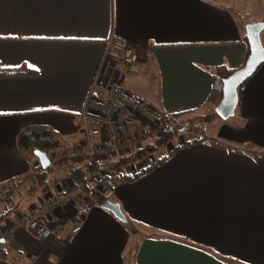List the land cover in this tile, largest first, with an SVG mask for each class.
Returning <instances> with one entry per match:
<instances>
[{
  "label": "crops",
  "instance_id": "obj_1",
  "mask_svg": "<svg viewBox=\"0 0 264 264\" xmlns=\"http://www.w3.org/2000/svg\"><path fill=\"white\" fill-rule=\"evenodd\" d=\"M233 6L0 0V264H264V62L239 86L232 118L214 121L206 140L179 135L150 167L145 157L125 173L128 179L109 187L106 199L119 204L134 233L93 198L70 241L73 204L49 213L53 234L46 239L15 226L60 184L72 183L67 163L52 166L49 177L59 180L47 189L28 191L30 166L40 163L20 153L17 133L50 128L61 148L81 139L79 114L107 40H124L138 53L121 81L130 93L164 114H201L213 107L207 101L213 72L244 63V26L261 20ZM133 133L141 142L142 133L150 136L142 119L126 137ZM179 138L185 144L173 150Z\"/></svg>",
  "mask_w": 264,
  "mask_h": 264
},
{
  "label": "built area",
  "instance_id": "obj_2",
  "mask_svg": "<svg viewBox=\"0 0 264 264\" xmlns=\"http://www.w3.org/2000/svg\"><path fill=\"white\" fill-rule=\"evenodd\" d=\"M137 59V51L124 40L115 37L107 40L79 114V123L83 128L81 139L75 145L48 154L49 165L55 167L67 163L79 166L86 162L96 165L87 174L86 180L88 185L103 193L114 182L126 180L121 177L125 175L121 170L104 168V161L134 150L141 144L138 133L126 137L130 124L142 119L149 132L155 134L161 121L157 109L134 96L121 84L123 75L137 63ZM178 146L182 148L184 144L181 142ZM30 168L33 172L39 170L34 164ZM69 204H73L76 209L74 224L66 235V240L70 241L79 231L82 217L91 205V198L73 183L65 186L60 184L52 196L29 214L21 216L15 226H25L38 238L46 239L53 234L46 222L49 213ZM5 234L9 235L7 231Z\"/></svg>",
  "mask_w": 264,
  "mask_h": 264
},
{
  "label": "trees",
  "instance_id": "obj_3",
  "mask_svg": "<svg viewBox=\"0 0 264 264\" xmlns=\"http://www.w3.org/2000/svg\"><path fill=\"white\" fill-rule=\"evenodd\" d=\"M233 70L234 69L221 67L216 68L215 72H213L211 92L207 98V101L212 103L213 106L210 111L187 116H184L186 112L169 115L159 112L161 114V121L158 125V132L155 134L149 133L150 136H148L147 133H142L143 142H141L140 146L136 147L134 150L125 152L118 157L107 159V162L104 164V168L119 171L121 167H124L128 163L135 162L140 158L155 154L167 144L171 143L172 140L178 138L179 135H182L185 132L193 133L189 140L190 142L206 140L207 135L205 129L212 126L215 119L218 118V116L213 112V108L221 97L222 78L228 76ZM16 72H23V70L19 69L6 73ZM183 144H185V141ZM16 146L25 158H35V150H41L48 155L51 151L60 149L62 147L60 135L56 131L47 127L35 126H26L20 129L16 136ZM176 148H179V146H173V150ZM156 161L158 160H153V162H151L148 167H150ZM38 167L39 170L34 172V182L28 188V191H32L34 188L45 190L51 186V184L59 180L56 176L49 177V170L52 168L51 165H48L45 168L41 167L40 165ZM95 167L96 165H91L89 162L79 166L69 165V168L67 169V175L70 177L71 182L78 185L84 194L88 195L90 198H93L96 202L101 203L106 199V193L110 188H108V190L103 193L95 187L87 184V174ZM119 175L122 174L119 173ZM127 176L128 175L125 174L121 177L128 179L129 177ZM2 216L3 214H0V218ZM126 226L131 233L136 231L135 226L130 222H126Z\"/></svg>",
  "mask_w": 264,
  "mask_h": 264
},
{
  "label": "water",
  "instance_id": "obj_4",
  "mask_svg": "<svg viewBox=\"0 0 264 264\" xmlns=\"http://www.w3.org/2000/svg\"><path fill=\"white\" fill-rule=\"evenodd\" d=\"M263 28V21L249 22L244 26L248 43V54L240 67L222 78L221 97L213 108V112L222 120H226L234 115L238 103V86L247 80L257 67L264 62V47L260 39V31ZM34 156L39 161L41 167L45 168L49 165V159L45 152L35 150ZM100 206L109 210L121 222L126 223L127 219L118 203L105 199L100 203Z\"/></svg>",
  "mask_w": 264,
  "mask_h": 264
},
{
  "label": "rangeland",
  "instance_id": "obj_5",
  "mask_svg": "<svg viewBox=\"0 0 264 264\" xmlns=\"http://www.w3.org/2000/svg\"><path fill=\"white\" fill-rule=\"evenodd\" d=\"M228 1L229 2H232L234 4L233 7L237 8L238 11H239V13L243 17H245L246 19L251 20V19H257V18H259V19H261L259 21H263L264 22V13H262V12H261V14L259 13V11H262L264 9V0H228ZM259 4H261V5H259ZM260 39H264V28H263V30L260 33ZM261 43H262V45L264 47V44H263L262 40H261ZM230 118H232V117H229V120H230ZM217 121L218 122H222L224 120H222V119H220L218 117V118L215 119V122H217ZM216 127H217V125L216 126H213L212 125V127L211 126L210 127H207L205 129L206 135H211L212 133H214ZM189 135L192 137L193 133L192 132H189V134H188V133L185 132V134H183L182 137L185 138V139L186 138L188 139L189 138ZM180 143H181V139H180L178 145ZM168 146L169 145H167L165 147H168ZM152 155L145 156L146 157V161L144 162V164L146 165V167H148L151 164V162H153V160L156 159V156L157 155L156 154H152ZM144 158H140L139 160H136L135 162L128 163L127 165H129V166L125 167L122 170V172L129 174L130 170L132 169V166H134V164L136 162L142 161ZM31 181H32V177H31ZM31 181H29V183Z\"/></svg>",
  "mask_w": 264,
  "mask_h": 264
}]
</instances>
